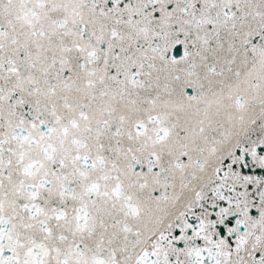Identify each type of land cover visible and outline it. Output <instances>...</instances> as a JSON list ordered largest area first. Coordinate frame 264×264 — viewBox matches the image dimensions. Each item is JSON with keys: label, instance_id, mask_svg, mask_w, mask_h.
I'll return each instance as SVG.
<instances>
[{"label": "snow or ice", "instance_id": "6c2138e0", "mask_svg": "<svg viewBox=\"0 0 264 264\" xmlns=\"http://www.w3.org/2000/svg\"><path fill=\"white\" fill-rule=\"evenodd\" d=\"M0 264H264V0H0Z\"/></svg>", "mask_w": 264, "mask_h": 264}]
</instances>
